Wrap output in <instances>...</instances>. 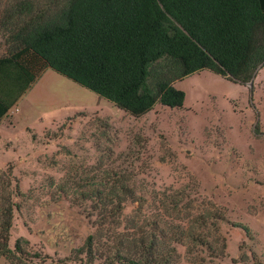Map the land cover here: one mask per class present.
<instances>
[{
  "label": "rangeland",
  "instance_id": "374dc122",
  "mask_svg": "<svg viewBox=\"0 0 264 264\" xmlns=\"http://www.w3.org/2000/svg\"><path fill=\"white\" fill-rule=\"evenodd\" d=\"M174 85L186 92L183 108L157 103L137 117L46 69L0 123V204L19 191L10 246L26 238L49 261L72 257L99 214L100 196L83 195L118 173L136 192L119 222L208 216L219 232H206L227 247L214 243L221 257L199 252L204 264H264V72L240 85L202 70ZM178 251L185 261L186 247ZM0 264L12 262L0 254Z\"/></svg>",
  "mask_w": 264,
  "mask_h": 264
},
{
  "label": "trees",
  "instance_id": "16d2710c",
  "mask_svg": "<svg viewBox=\"0 0 264 264\" xmlns=\"http://www.w3.org/2000/svg\"><path fill=\"white\" fill-rule=\"evenodd\" d=\"M6 3L0 12V32L6 35L0 54V123L49 68L139 117L157 103L183 108L186 92L174 85L178 79L210 70L246 85L264 67V0ZM105 183L83 195L100 196L94 200L99 214L93 232L72 257L59 261L34 251L26 238L10 246L18 208L13 198L19 195L18 188L10 189L7 198L1 196L7 203L0 204V254L12 264H204L203 250L222 256L223 250L213 251L214 243L223 242L226 249V239L214 241L206 232L208 226L219 232L208 216L190 215L188 223H177L165 214H139L123 224L118 220L123 201L136 192L118 173ZM179 244L186 247L185 261Z\"/></svg>",
  "mask_w": 264,
  "mask_h": 264
},
{
  "label": "crops",
  "instance_id": "0c3cea01",
  "mask_svg": "<svg viewBox=\"0 0 264 264\" xmlns=\"http://www.w3.org/2000/svg\"><path fill=\"white\" fill-rule=\"evenodd\" d=\"M263 72H264V67L259 70V72L257 73V77L260 76L261 73H263Z\"/></svg>",
  "mask_w": 264,
  "mask_h": 264
}]
</instances>
